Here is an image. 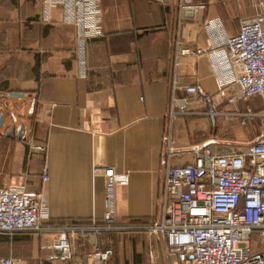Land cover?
<instances>
[{
	"label": "crops",
	"instance_id": "crops-1",
	"mask_svg": "<svg viewBox=\"0 0 264 264\" xmlns=\"http://www.w3.org/2000/svg\"><path fill=\"white\" fill-rule=\"evenodd\" d=\"M258 1L100 0L104 35L87 42V75L81 79L75 28L61 22L59 6L45 19V0H0V16L15 25L7 31L13 42L0 43V111L10 92L24 94L8 110L16 121L8 116L10 124L4 119L0 128V187L23 183L28 191L43 192L44 226L88 228L102 225L106 207L104 178L92 168L111 167L129 174L128 184L114 191L116 224L157 220L167 163L191 161L196 144L210 143L219 154L242 152L264 133V95L244 100L231 84L224 97L206 103L196 92L216 94L212 62L222 57V48H210L264 9V0L262 7ZM210 20H218V34L205 26ZM11 45L16 53L2 52ZM170 104L176 112L171 120ZM21 125L45 145L43 152L30 151L18 137ZM56 236L2 233L0 257L37 264L49 253L42 246ZM68 236L75 264H97L87 255L106 248L112 255L103 264H147L151 256V264H179L165 241L142 230H76ZM250 244L253 252L264 251L257 232Z\"/></svg>",
	"mask_w": 264,
	"mask_h": 264
},
{
	"label": "built area",
	"instance_id": "built-area-1",
	"mask_svg": "<svg viewBox=\"0 0 264 264\" xmlns=\"http://www.w3.org/2000/svg\"><path fill=\"white\" fill-rule=\"evenodd\" d=\"M189 2L190 0H185ZM263 6L262 0L258 1ZM59 6L61 22L75 28L74 55L77 77L87 75V42L104 35L100 0H45L44 15ZM187 6L181 5V8ZM212 32H219L218 20L205 22ZM218 34V33H217ZM222 57L213 59L218 91L210 95L196 88L206 103L225 96V88L235 84L239 98L249 99L264 95V9L254 17L242 20L238 32L218 38ZM212 53V52H211ZM228 101H233L229 98ZM31 102L28 114H33ZM176 112L169 105L168 117ZM8 116L13 122L12 111ZM30 151L43 152L45 145L36 143L31 134L25 135ZM167 157L172 152L170 130L164 136ZM192 160L179 165L167 163L161 191L160 214L153 222L136 225H118L115 221V188L129 182L127 172H116L111 167L93 166L92 174H101L105 183L106 207L102 225L88 228H53L41 224L48 218L47 202L43 192L28 191L23 183L0 187V235L23 232H56L54 241L42 246L48 255L37 264H75L69 232L76 230L126 231L142 230L163 240L168 255L179 264H264V251L253 252L252 232L264 240V133L245 151L215 153L210 143L191 148ZM48 179L43 174L42 181ZM112 255L106 248L87 256L103 264ZM152 262V256L150 257ZM0 264H26L12 258L0 257Z\"/></svg>",
	"mask_w": 264,
	"mask_h": 264
},
{
	"label": "rangeland",
	"instance_id": "rangeland-1",
	"mask_svg": "<svg viewBox=\"0 0 264 264\" xmlns=\"http://www.w3.org/2000/svg\"><path fill=\"white\" fill-rule=\"evenodd\" d=\"M14 26H15L14 23H11L10 21H9V23H7V21H6V24H5L4 18L0 16V43H5V42H9V41L13 42L12 40H14V38H13L14 36H11L10 34L8 35L7 31H8V28H12V27L14 28ZM7 46H9V45H7ZM15 49L16 48L11 45L10 48H7L6 50L4 49V50H2V52H8V53H13L14 52V53H16L17 51ZM17 49H19V48H17ZM13 102H17L16 99L10 98V100L9 99L6 100V102H5L4 106H3L4 107L3 108L4 109V114H5V124L6 125L10 124L7 112H8V110L11 107ZM13 109L19 114V111L17 110V108L15 106H13ZM252 239H253L252 242H251L252 243V247L253 246L256 247V242H255L256 236H252Z\"/></svg>",
	"mask_w": 264,
	"mask_h": 264
},
{
	"label": "water",
	"instance_id": "water-1",
	"mask_svg": "<svg viewBox=\"0 0 264 264\" xmlns=\"http://www.w3.org/2000/svg\"><path fill=\"white\" fill-rule=\"evenodd\" d=\"M24 94L21 93V92H10L8 94L9 97H12V98H20L22 97ZM4 119H5V114H4V109L2 108L1 111H0V128L1 126H3V123H4ZM14 132V126H11L10 127V130H9V133H13ZM23 132H24V126L21 125L17 134H18V137L21 138L22 135H23Z\"/></svg>",
	"mask_w": 264,
	"mask_h": 264
}]
</instances>
